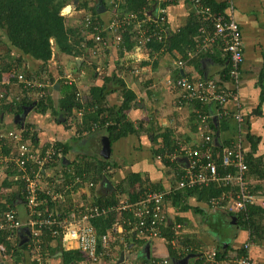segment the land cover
Listing matches in <instances>:
<instances>
[{"label": "crops", "instance_id": "1", "mask_svg": "<svg viewBox=\"0 0 264 264\" xmlns=\"http://www.w3.org/2000/svg\"><path fill=\"white\" fill-rule=\"evenodd\" d=\"M80 1L82 3L87 2L91 10L96 9L98 3V0H79L78 2ZM215 1L226 3V0ZM105 2V9L99 13L105 24L108 25L112 13L109 0H105ZM233 3V15L241 28L244 51L241 77L235 83L229 78L226 71H224V66L218 61L221 48L217 44L214 45L212 50L202 53L203 56L199 61V65L190 63L188 60L179 65L178 61L181 60L182 54L175 50L169 51L165 48L158 51L145 50L141 53V59L137 60L139 56L135 51L131 52L127 47V53H125L120 45L112 42L109 51L97 60L99 68L93 76L89 66H91L94 57L91 54L89 55V51L86 57L77 56L76 54L72 55L60 51L59 47L54 44V54L48 64L49 71L53 74L52 77L58 80L61 78L60 70L66 68L67 72L72 73L73 77L76 78L77 83L81 78L88 81L87 84L81 86L78 83V87L82 88L81 92H89L91 86L101 85L105 76L112 71L118 73L126 86L137 94V100L130 109L128 116L134 121L138 130L136 133H130L111 142V154L106 159L111 166L108 165L105 168L107 170L103 169L100 180L95 182L96 173H89L88 169L90 163L96 164L103 157L95 145L89 144V141L92 138L102 140V137L107 135L102 133L97 134L95 138L84 136L80 138L74 131L75 127L63 128L60 123L62 120L56 121L49 111L40 113L37 111L36 105L30 109L24 121V126L29 123L39 130L41 147L43 145H47L48 148L54 147L62 154V147L58 143L70 145L71 148L66 153L68 162L75 159L81 161L78 156L85 155L82 166L85 173L80 181L69 185L65 184L61 190L55 191L57 195L63 194V198L59 196L54 198V202L59 206L57 212H64L65 206L68 205L67 202L72 203L73 207L91 204L93 193L105 198L114 194L119 197L120 201L127 198L133 199L136 196L139 183H129L127 178L132 173H141L154 184H160L167 190L175 188L177 183L175 171L157 158L155 154L156 147L163 142L166 130L172 133L174 139L188 147L197 146L203 140V136L198 130V119L195 117V105L184 102L180 97L179 90L172 84V80L180 75L189 77L194 81L213 78L226 88L233 89L238 93L239 104L231 100L227 103V107L234 112L240 111L245 116V123L238 124L233 116L219 119L214 114L215 108L213 105L208 106V109H206L208 112L204 111L203 113L209 115V118L215 116L217 119L214 125L218 127L216 130L210 126V135L214 138V143L221 146H227L231 141L241 138L244 149L248 153L251 150V144L247 135L250 134L259 139L257 148L253 152L254 156H260L264 160V87H262V83L264 84V0H233ZM71 4H73V0ZM153 7L154 9L151 11L155 15V4ZM91 10H86L85 7L77 10L75 5L68 14L69 27H77L82 15ZM167 11L170 26L168 33L171 32L172 34L186 26L196 14L195 6L189 2L171 4L168 6ZM107 32V36L113 39L114 35L112 36V33L108 30ZM3 35V32H1V40L5 39ZM2 53L0 54V61ZM78 57L83 59L81 65L77 64ZM24 65L25 69L27 68L28 71L32 72L30 74L37 76L43 82L52 84L49 72H39V62L32 59H27L25 64L12 66L11 68L1 67L0 79H7L14 71H24ZM134 68L138 69L140 75L133 72ZM56 84L51 85L55 89L52 93L55 105L58 104V90L60 87L58 84L59 87L56 88ZM11 85L8 86L9 99L13 102L20 99L23 92L19 85L14 83ZM57 93L58 95L55 96ZM30 96L36 99L34 93H30ZM123 96L121 89H117L108 96V104L113 107L120 106L124 100ZM257 108L260 109L261 114L257 113ZM16 111V104L11 103L6 112H0V122L8 128H23L24 126L22 127L15 121L16 115L22 113L23 109L19 113H15ZM180 162L181 168L186 167V156H180ZM5 172L3 169L2 172L0 171V178L2 175L5 176ZM49 173L55 177L56 182L49 181L48 177L50 176H48L45 178L47 187L51 190L58 189L60 183L64 181V177H62L64 174L62 172L60 174L58 171L57 174L53 171H49ZM249 178L251 185L253 183L264 184V180L251 176ZM106 180L111 182L110 186L107 185ZM89 182H93L95 187H90ZM15 190L17 189L15 188ZM62 201L65 202V205L61 204ZM23 202L22 199L17 200V210L15 211L20 220L26 222L28 217ZM227 205L230 206L229 203ZM209 206L205 202H200L197 196H189L187 201L167 197L165 204L167 221L166 226L163 227L165 230L162 229L161 235L151 239L148 237L141 238L135 234L136 236L133 239L130 235H126L127 233H120L121 239L126 241L124 249L118 248L113 259L109 262L103 261L100 264H111L112 262V264H145L147 262L153 264L156 261L159 264H174L190 254H193V256L190 258L189 264H194L199 256L202 259L204 252L211 249L217 250L219 246L225 249L229 248L226 257L238 255L246 242L250 243L247 249L248 255L254 260L255 264H264V238L255 239V236H251V231L244 224L239 223L237 220L238 213L232 211V209L226 208L225 210L220 207ZM199 207L203 208L204 213L196 209ZM73 210L71 208L65 215L72 217L75 213ZM261 222L264 224V219ZM18 231L17 237L22 242V231ZM129 237L130 241H128ZM26 241L27 239L24 242ZM52 245L55 247L56 242H52ZM62 246L66 248L65 245ZM195 246L197 247L196 250H192ZM173 249L176 253L184 255L181 257L173 256ZM122 253H124L123 256H121ZM55 255H62V252H57ZM3 257L6 259L5 254L0 253V264L5 262ZM28 259L30 261V257ZM225 259H221L217 263H205L231 264ZM56 261L58 263L55 262V264H59V260ZM164 261L166 262L164 263ZM86 263L87 261H83L80 264Z\"/></svg>", "mask_w": 264, "mask_h": 264}, {"label": "trees", "instance_id": "2", "mask_svg": "<svg viewBox=\"0 0 264 264\" xmlns=\"http://www.w3.org/2000/svg\"><path fill=\"white\" fill-rule=\"evenodd\" d=\"M99 1V0H98ZM157 0H121V10L119 11V16L124 15L125 12H136L138 16L141 17L140 11L147 7L150 10L153 9V5ZM72 0H0V29L3 31L5 36L4 40H1L0 36V51H2V59L0 61L1 67H9L18 66L25 64V60L32 59L38 61L40 64L39 72L46 71L49 72V77L52 81V84H59V98L58 104L55 105V101L52 97V92L54 87L47 88L46 93L43 97L30 96L31 90L22 89L23 94L20 96V99L14 100L11 102L8 100L2 106H0V112H6L9 106L12 104H16L17 111L15 113H19L22 111L25 105L32 104L33 102H37L36 109L40 113H46L49 111L56 121H60L65 118L64 121H61V125L63 128H74V131L79 135V137H94L97 134H106L110 139V142H113L121 137H125L130 133L138 132L135 123L132 119L129 118L128 113L130 109L133 107L137 100V94L129 89L125 82L121 79V77L115 71H112L108 75L105 76L104 82L101 85H93L84 95L81 94V90L78 87V83H67L64 76L63 70H60L59 74L61 78L55 80L52 76V72L49 71V61L51 60L54 54V44L59 47V50L69 54H76L77 56L86 57L89 53L94 59L91 64V72H93L92 76L97 72L99 68L97 60L99 57H103L109 49L105 48L104 50L100 49L96 54H93V51L90 48L98 46L95 42V33H98L95 30L94 26H102L104 21L101 18V14L97 11V9H90L87 5V2L82 3L78 2L76 5V9L79 10L82 7H85L86 10L89 9L93 15L94 26L91 28V34L85 36L81 32L82 28V20H84V16L87 13L82 15L80 18L77 27L71 28L68 25V15H64L62 13V9L66 7V5L71 4ZM204 4L210 5L212 8L216 10H224L226 8L225 2H216L215 0H203ZM101 3L105 5V0H101ZM202 26V22L200 21V17L198 14H195L192 19L187 23L186 26L181 28L179 31L174 34L166 33L165 41L155 42L153 44V48L151 51H158L162 48H165L169 51H177L179 54H182V60L184 62L188 60L190 63H194L199 65V61L203 56L202 53H196L197 44L195 42V36L199 33V28ZM153 27V26H151ZM129 30L123 32V37L125 39V43L129 49V51H133L134 48V39L131 34L128 33ZM101 34L104 37H107V30H102ZM54 42V44H53ZM84 43V46H83ZM219 46V44H217ZM77 48V49H76ZM89 51V52H88ZM88 52V53H87ZM192 52L193 55H189L188 53ZM244 52V51H243ZM124 53V52H123ZM218 61L222 66H224V71L228 74L230 69V64L226 59L221 57V51H219ZM4 56V57H3ZM27 62V61H26ZM24 72L26 74L32 73L25 69V65L23 67ZM122 68V66H121ZM140 75V73H139ZM10 79H12V75H9ZM194 81V80H193ZM262 87L264 84L262 83ZM121 89L123 93V102L118 107H113L108 104V96L116 91L117 89ZM9 91V90H8ZM10 102V104H9ZM194 104L196 107L195 117L198 119L197 110L200 112L206 111L208 106H212L215 108V113L217 110V106L213 103H202L201 101H195ZM257 113L261 114L260 109L257 108ZM208 112V111H206ZM214 113V114H215ZM215 116L210 118V126L216 130L218 127H215ZM247 121V120H246ZM94 126H96L94 128ZM20 128V127H19ZM94 128V129H93ZM88 132L87 135H84V132ZM210 133V132H209ZM23 135L24 139L28 141L35 150H39L41 154H45L48 149L47 145H40V137L39 130L35 129L32 124L27 123L23 127ZM247 138L251 144V150L246 153V162L248 165V174L251 177L258 178L259 180H264V160L260 156H254L253 152L256 150L258 145V140L256 137L248 134ZM232 142V141H231ZM215 144V150L220 151L223 146L220 144ZM231 144V143H230ZM58 145L62 147V157L60 160H54L51 163L45 165L46 169L49 171H53L55 174H64V181L60 183L58 189L52 190L53 193L55 191H59L62 189V186L65 184H72L77 181V179H81L85 173L83 169V163L85 161V155H79L77 159L72 162H68L67 160V152L71 148L70 145H65L61 142ZM184 145V144H183ZM182 143L178 140L174 139L172 133L169 130H166V133L163 138V142L158 145L155 149V154L158 156H162L160 158L167 166L174 169L177 181L181 176V167H180V156L183 154L181 150ZM13 151V146H11L8 141H2L0 143V153L6 156L10 155ZM165 154H178L174 158H168ZM108 165V160L102 158L97 161L96 164L93 162L90 163V168L88 169L89 173L92 172L95 174V182H98L101 178V172ZM111 166V165H110ZM219 169L223 171L221 165H219ZM27 168L31 176H33V172L38 170V167L33 164L32 161L27 163ZM62 170V171H61ZM107 170V169H105ZM5 176L3 180L0 182V222L1 217L5 214V212L10 210H17L16 202L18 199H22L25 205L24 200V192L26 191V181L22 178V172H20L17 168L16 160H11L6 164L5 168ZM72 171V172H71ZM87 172V171H86ZM98 174V175H97ZM49 181H55V177H48ZM129 183L137 182L139 183L138 190L136 192V196L131 199L135 200L139 198L140 195L146 190L151 189L154 191L158 190H167L163 188L160 184H154L148 177H144L141 173H132L129 178H127ZM56 182V181H55ZM124 188V185L122 183ZM95 187V184L92 188ZM15 188L17 190H15ZM226 188H224L225 190ZM223 188L217 187L216 185H211L204 188H180L173 189L170 191V194L166 196L174 198L176 200H184L187 201L189 196H197L200 202H205L209 207H213L210 204V200L212 197H218ZM251 191L257 195H264V184H256L253 183L251 185ZM41 197L43 199H47V203L40 206V211H57L59 206L56 205L51 195H46L45 193H41ZM93 201L91 204L83 205V209L79 207H73V204L67 202L68 205L65 206V211L60 213L61 217H64L66 212L71 208L74 209L75 212L82 209L85 211L87 206H115L119 204V197L110 195L108 197H103L98 195L97 193H93ZM63 202V203H62ZM61 204L65 205V202L62 201ZM60 204V203H59ZM226 204V203H225ZM62 206V205H61ZM69 206V207H67ZM187 206V205H184ZM188 207V206H187ZM208 207V208H209ZM221 209H225L226 207H220ZM26 209V208H25ZM199 212H203V208H196ZM27 211V209H26ZM48 212H45L46 214ZM17 214V212H16ZM115 211H109L106 214L101 216H96L91 219L92 224L95 226L97 230V234L101 239L102 235L106 234L108 236V245L103 248L101 244V240L98 242V252H104L101 257V262L109 261L114 258V253L117 249H124V244L126 241L121 239V234L114 231L113 227L118 221L119 216ZM122 216H130L127 213H122ZM120 215V216H121ZM17 217L19 218L18 214ZM28 217V212H27ZM20 219V218H19ZM264 219V208L260 205H253L250 207V210L247 213H238L237 220L240 224H244L246 228H248L252 235L256 238H264V224L261 222ZM132 220V217H131ZM122 223V220H119ZM133 221V220H132ZM168 227V226H167ZM162 228V227H161ZM129 227L125 224L124 230L128 231ZM164 229V228H162ZM165 230V229H164ZM130 235L135 238V233L132 232ZM42 246L38 253H35L32 250V247L29 246L31 243L33 245V240L27 239L26 242H21L17 237L16 231H10L7 229H0V243L4 244L5 252L4 254L6 259L4 264H49L47 258L52 257L59 260L60 264H80L83 261H87V257L80 249H67L62 246V240L58 238L54 239L49 231H44L42 234ZM130 237L128 238V241ZM137 240V239H136ZM192 240V239H191ZM56 242V246L53 247L52 242ZM138 241V240H137ZM142 241V240H141ZM192 248V250H196ZM221 246L217 249V259L221 260L226 257L228 254L229 248L225 249ZM171 249V248H170ZM57 252H62V255H55ZM173 256L181 257L184 254H178L175 252V249L172 251ZM26 254L28 255L26 257ZM36 254L38 257L33 256ZM248 255V250L246 248H241L238 256ZM249 256V255H248ZM30 257V261L29 258ZM41 257V258H40ZM40 258V259H38ZM252 259V258H251ZM157 262V261H156ZM194 264H207L204 260L199 256Z\"/></svg>", "mask_w": 264, "mask_h": 264}, {"label": "built area", "instance_id": "3", "mask_svg": "<svg viewBox=\"0 0 264 264\" xmlns=\"http://www.w3.org/2000/svg\"><path fill=\"white\" fill-rule=\"evenodd\" d=\"M120 2L121 0H109L112 15L108 25L104 22L100 27L94 26L92 12L88 11L85 14L84 20H82V34L85 36L91 34L93 26L98 32L94 34L98 46L90 48L93 54H96L100 49H109L112 42L120 45L122 50L127 53L123 32L129 30L128 33L134 39L133 51L139 56L137 60L141 59L140 56L143 51L152 50L155 42L165 41L166 33L170 29L167 18L168 6L180 2H189L195 6L196 14L202 22L199 34L195 38L196 53H206L212 50L215 44H219L221 57L230 64L229 78L235 83L241 77V66L244 61L243 38L241 28L233 15V0H226L224 10H216L210 5L204 4L203 0H157L155 15L152 14L149 8L144 7L140 11L141 17L138 16V13L132 11L119 16V11H122ZM102 30H108L112 33V36L114 35V38L104 37L101 34ZM188 54L193 55L192 52ZM178 64H184V60H179ZM133 72L136 75L139 74L136 68L133 69ZM65 74L64 78L67 83L75 82L76 79L73 75L68 72ZM12 83L19 85L21 89L31 90L36 97H43L46 93L45 89L52 85L50 82H43L33 74L14 71L12 79H0V106L10 100L8 86H12ZM172 84L179 90L180 97L184 102L213 103L217 106L215 113L217 118L225 119L233 116L238 124L245 123V116L240 111L234 112L227 107V103L231 100L239 104L238 93L233 89L226 88L219 81L213 78L193 81L189 77L180 75L172 80ZM197 113L198 130L202 134L203 140L194 147L182 144L183 154L181 155L186 156L187 165L181 168V176L173 189L196 187L201 189L216 185L223 188V192L218 197L211 198L210 204L213 207H226L237 213H247L253 205H260L264 208V195H257L251 191L243 140L237 138L231 144L223 146L220 151L215 150L214 138L209 133L210 116L199 110H197ZM87 134L88 132L85 131L84 135ZM6 140L13 146V151L8 156L0 153V166L5 171L6 164L11 160H16L17 168L22 172V178L26 181L24 200L28 220L22 222L17 217L16 211L10 210L1 217L0 229L5 228L17 232L25 227L29 232V240H33V245L30 243L29 246L32 247L35 253H38L42 246L41 236L43 232L49 231L54 239L60 238L67 249H80L87 257L88 262L98 263L104 254L103 251L98 252V242L101 240L102 247L105 248L108 245V236L104 234L100 239L91 219L109 211H115L116 216H119L113 227L114 231L118 233L130 234L134 232L141 238L148 237L151 239L161 235L162 228L166 226L167 221L166 196L173 189L158 191L146 189L139 198L135 200L124 199L115 206L99 207L90 205L83 211L84 207L82 205L80 206L82 209L79 208L72 217H68L69 215L61 217L57 211H45L48 212L46 214L40 211V206L47 203V199H43L41 193L51 195L53 200L56 196L63 198V194L57 195L47 187L45 178L51 176V174L45 165L54 160H60L62 154L54 147L48 148L45 154H41L39 150H35L24 139L23 128H8L0 122V143ZM177 155L165 154L168 158H174ZM160 158L162 156H158V159ZM30 161L38 167V170L33 172V176L30 175L27 168V163ZM219 165H221L223 171L219 169ZM77 181H80V178ZM93 185V182H89L90 187H93ZM224 188L226 189L224 190ZM225 203H229L230 206H226ZM122 213L130 214L133 221L129 216H122ZM119 220H122V223ZM125 224L129 227L128 231L124 230ZM249 245L250 243L246 242L244 248L248 249ZM0 249L4 250V247L0 246ZM225 258L231 264H255L254 260L248 255H230ZM202 259L207 263L221 261L217 259L216 249L204 252Z\"/></svg>", "mask_w": 264, "mask_h": 264}, {"label": "water", "instance_id": "4", "mask_svg": "<svg viewBox=\"0 0 264 264\" xmlns=\"http://www.w3.org/2000/svg\"><path fill=\"white\" fill-rule=\"evenodd\" d=\"M78 1L79 0H73V4L66 5L65 10L67 12H70L72 10V8L75 5L78 4ZM96 9H97L98 12H102L105 9V5L103 3H101V0L98 1ZM153 9H154V7H153ZM82 61H83V59L81 57L77 58V64L78 65H81ZM55 87L58 88L59 87L58 84H56ZM36 103L37 102L35 101L32 105L24 106L23 112L20 113V114H17L16 117H15L16 123H19L23 127L24 126V121H25V119L27 117V114L29 113L30 109H32L33 106L36 105ZM61 117L62 116H60V119H61ZM61 120L64 121L65 118H62ZM89 144L95 145V147L98 149V152L100 153V155L104 159H108L110 157V154H111V142H110V139L108 138V136H103L102 140H98L96 138L94 140L92 138V140L89 141ZM106 183H107L108 186L111 185V182L109 180H106ZM19 231L20 232L22 231V234H21L22 235L21 236L22 242H24L26 239H29V235H28L29 232H28V230L25 227L19 229ZM123 255H124V253L121 254V256H123ZM192 256H193V254L187 255L184 258L176 261L174 264H189L190 258Z\"/></svg>", "mask_w": 264, "mask_h": 264}, {"label": "rangeland", "instance_id": "5", "mask_svg": "<svg viewBox=\"0 0 264 264\" xmlns=\"http://www.w3.org/2000/svg\"><path fill=\"white\" fill-rule=\"evenodd\" d=\"M62 13L64 14V15H68L69 14V12H67L66 10H65V7L62 9ZM68 17H69V15H68ZM1 32H3L2 30H0V33ZM2 36V35H1ZM3 37L5 38V36L3 35ZM54 44V43H53ZM54 48H55V45H54ZM2 53V52H1ZM0 53V54H1ZM65 67V66H64ZM90 67L91 66H89V69H90ZM63 70V72H64V74L62 75V76H65L66 74L65 73H67V70H66V68H63L62 69ZM74 72V71H73ZM70 74V73H69ZM59 75V74H58ZM71 75H72V73H71ZM60 76V75H59ZM73 78V77H72ZM76 79V78H75ZM75 82H76V80H75ZM87 82L88 81H85V80H83L82 78H81V80L79 79V81H78V83H79V86H81L82 84H87ZM49 89V88H48ZM82 88H80V90H81ZM52 93H54V90H53V92ZM86 93V91H82L81 92V94H83L82 96H86V95H84ZM58 95V93L55 95V96H57ZM88 139V138H87ZM2 169V166H0V170ZM3 178H4V176L2 175V177L0 178V182L3 180ZM0 246H3L4 247V250H1L0 249V253H3L4 254V252H5V246H4V244H1ZM6 255V254H5ZM33 256H36V257H38L36 254H33ZM4 258V257H3ZM41 258V257H40ZM40 258H38V259H40ZM5 259V258H4ZM57 259H55V258H52V257H49V258H47V261H48V263L49 264H55V262L56 263H58V261H56ZM100 262V261H99ZM96 263V264H100V263ZM107 262H109V261H107ZM61 262L59 261V264H60ZM113 263V262H112ZM111 263V264H112ZM86 264H92L91 262H87ZM105 264V263H104ZM106 264H109V263H106Z\"/></svg>", "mask_w": 264, "mask_h": 264}]
</instances>
